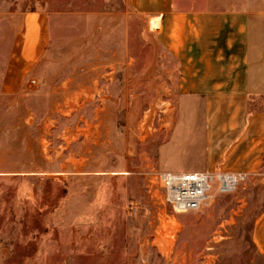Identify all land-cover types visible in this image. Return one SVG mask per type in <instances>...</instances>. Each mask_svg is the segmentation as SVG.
<instances>
[{"label": "rangeland", "instance_id": "1", "mask_svg": "<svg viewBox=\"0 0 264 264\" xmlns=\"http://www.w3.org/2000/svg\"><path fill=\"white\" fill-rule=\"evenodd\" d=\"M14 2L51 14L54 45L0 108V264H264V168L185 214L152 182L188 108L146 19L125 0Z\"/></svg>", "mask_w": 264, "mask_h": 264}, {"label": "crops", "instance_id": "2", "mask_svg": "<svg viewBox=\"0 0 264 264\" xmlns=\"http://www.w3.org/2000/svg\"><path fill=\"white\" fill-rule=\"evenodd\" d=\"M125 1V9L146 19L147 33L175 68L176 90L187 98L165 172L253 176L263 170L264 4ZM15 2L0 0V108L31 89L54 45L51 14L12 7ZM254 234L264 253V215Z\"/></svg>", "mask_w": 264, "mask_h": 264}, {"label": "built area", "instance_id": "3", "mask_svg": "<svg viewBox=\"0 0 264 264\" xmlns=\"http://www.w3.org/2000/svg\"><path fill=\"white\" fill-rule=\"evenodd\" d=\"M246 178L240 174L161 172L154 176L152 182L177 214H185L201 210L212 198L215 188L221 194L230 193Z\"/></svg>", "mask_w": 264, "mask_h": 264}]
</instances>
